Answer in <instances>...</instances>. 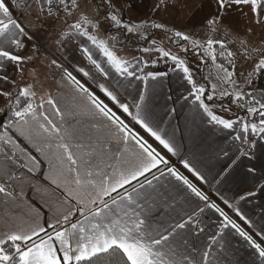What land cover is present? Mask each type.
Returning <instances> with one entry per match:
<instances>
[{
    "label": "snow or ice",
    "instance_id": "obj_1",
    "mask_svg": "<svg viewBox=\"0 0 264 264\" xmlns=\"http://www.w3.org/2000/svg\"><path fill=\"white\" fill-rule=\"evenodd\" d=\"M144 6L0 0V80L9 82V66L23 79V66L33 65L31 82L0 90V264H241V247L250 253L247 264H264V227L239 207L264 195V166L251 163L264 158V54L233 34L237 14L264 25V0H204L200 32L152 19L168 0H157L145 19L125 18ZM48 24L63 59L48 58L57 91L37 100L35 34ZM130 41L139 55H119ZM229 43L251 61L246 73H237ZM67 46L101 79L66 64ZM153 53L172 62L183 92L174 94L168 72L148 69L158 62ZM197 72L204 74L197 79ZM187 105L194 106L191 119ZM209 134L224 145L211 159ZM236 180L251 190L221 195ZM229 236L240 238L239 247Z\"/></svg>",
    "mask_w": 264,
    "mask_h": 264
},
{
    "label": "crops",
    "instance_id": "obj_2",
    "mask_svg": "<svg viewBox=\"0 0 264 264\" xmlns=\"http://www.w3.org/2000/svg\"><path fill=\"white\" fill-rule=\"evenodd\" d=\"M114 2H116L117 5L119 6L122 0H114ZM156 3H157V0H145V6L138 10V14L126 13L125 18H127L128 16H132L133 19H137V20L145 19L148 16L152 6ZM168 3H169V6L166 9L162 8L161 11H159L157 15L152 17V19L160 20V21H163L167 25L175 26V28L177 29H182L180 27H177V22L175 19L176 17L174 15V8H175L174 0H168ZM180 6H181V3H180ZM15 11H16V14L18 15L19 10L16 9ZM25 19L26 20L34 19V17H25ZM61 25H62V22L56 23L57 28L61 27ZM51 27L52 25L48 24L40 32L35 34L36 41L40 45V51L38 54H36L37 58H36V64H35V67L39 70V74H40V82L37 83L36 88H35V90L37 91V100H39V96L42 92L50 91L55 94L57 91L56 80L58 79V74L54 71L48 72L46 69V65L48 62V58H50L51 56H55L57 59H63V57L57 51V46L54 43L56 36L54 32L50 31ZM155 38L158 40L162 39L165 45L169 46L166 37H164L161 33H157V36ZM141 44H143V41H141ZM173 50L175 51V49ZM67 52H68V59L65 61L66 64H68L69 66H71L72 64H81L85 66L87 69H89L92 72V75L96 79H101L99 75L95 72V70L91 67L89 62L86 59H84L80 55L79 51L76 50L73 46H67ZM31 53H32V49H31V45H29L27 54H31ZM236 53L238 55V54H241L242 52H236ZM119 55L124 56L125 58L131 57L133 55H139V53L136 51V42L130 41L129 44L127 45L126 50L121 51ZM190 57H191V54H189L187 58L191 62L192 66L195 68L198 64L194 63V61L191 60L192 58ZM151 59H156L158 60V62L155 65L149 64L148 69L149 70L155 69V70L168 72L169 76L166 80V83L172 86L174 90V94H179L180 92H183L184 88L180 86L182 83V81L180 80V75L178 74V72L171 71V68L173 67L172 62L169 60H165L164 58H160L158 54H155V53L152 54ZM23 67H25L27 71H25L24 78L22 79L20 73L16 71L13 67L9 66L7 69V75L9 76V82L5 83L3 80H0V90L12 91L17 85H19L20 87H23L25 83L31 82L33 65H24ZM82 79H86V78H82ZM87 83L91 85V80H87ZM187 87L190 88L191 86L187 85ZM4 104H5V100L3 98H0V108H3ZM190 109H194V106L193 105L185 106V108L183 109V112L185 115L189 116V118L191 119L192 111H190ZM223 146L224 145L222 144V142L218 140L214 135L209 134L206 137L205 147L207 148L209 159H211V153L214 150H217L219 147H223ZM260 151H264V149L258 148V153ZM172 159L173 161H175L176 158L173 157ZM249 163H250L249 161H245L244 166L246 167ZM251 163H255L257 168L259 169L262 166H264V158L257 159L256 161H253ZM181 170L183 171V169ZM185 174L190 175L187 172H185ZM192 179L194 183H197V185L201 187L206 193H208L209 196L213 200L219 203L220 206L224 208V210L228 212V214L232 216L233 219H237L238 223H241V225L245 227L246 229L248 228V226L244 225L242 221H239V219L235 216L234 211L232 209H229L225 205L222 204L219 197L215 195L208 188L207 185L200 184L199 181H196L194 178ZM247 190H251V189H246L243 183H241L239 180H236L234 182L230 181L227 185L222 186L220 188V193L221 195L231 199L235 193L241 192V191H247ZM29 195L31 196L32 194L29 193ZM233 203L235 204V201H233ZM239 207L241 211L253 221V223L256 225L257 228L264 227V195H260L258 197L250 198L249 200L240 202ZM212 218L218 219L219 218L218 214L213 213ZM248 230L254 234L253 229H248ZM228 239L230 243H232L233 246L239 247V245L237 244V241L240 239L239 237L233 238L232 236H229ZM241 244H242V241H241ZM237 255L241 261V264H247V262L249 261L250 253L246 248L241 247L240 252Z\"/></svg>",
    "mask_w": 264,
    "mask_h": 264
},
{
    "label": "rangeland",
    "instance_id": "obj_3",
    "mask_svg": "<svg viewBox=\"0 0 264 264\" xmlns=\"http://www.w3.org/2000/svg\"><path fill=\"white\" fill-rule=\"evenodd\" d=\"M93 2L97 5L100 4V0H88L89 6L93 4ZM204 0H174L175 8L174 15L177 22V27H180L184 30H191L200 32L203 28V21L208 11L207 6L204 9H200L199 5H201ZM181 3V6H180ZM247 11V10H245ZM234 20V35H238L240 38L245 39L250 48H256L260 50V54H264V25H250L248 21L244 18H241L238 14L233 18ZM217 39L223 38L222 36L216 37ZM231 39V36L229 37ZM239 45L238 43H236ZM229 50H237L233 48L230 44H228ZM241 54L236 55L235 63H236V71L237 73H246L248 69L251 67V61L247 59L244 54V50L241 48ZM256 56V54H253ZM191 60L194 63L198 64V60L191 55ZM258 58V57H256ZM200 67H204L200 65ZM204 72H207V69H204ZM204 73L197 72V79ZM243 79V77H240ZM261 87H264V83L261 84Z\"/></svg>",
    "mask_w": 264,
    "mask_h": 264
},
{
    "label": "built area",
    "instance_id": "obj_4",
    "mask_svg": "<svg viewBox=\"0 0 264 264\" xmlns=\"http://www.w3.org/2000/svg\"><path fill=\"white\" fill-rule=\"evenodd\" d=\"M229 39V38H228ZM233 48H235V49H237V50H235V51H241V48H240V46L239 45H237V44H233V43H229Z\"/></svg>",
    "mask_w": 264,
    "mask_h": 264
}]
</instances>
